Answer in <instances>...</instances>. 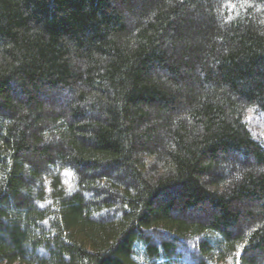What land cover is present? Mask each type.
I'll return each instance as SVG.
<instances>
[{"label":"trees","instance_id":"obj_1","mask_svg":"<svg viewBox=\"0 0 264 264\" xmlns=\"http://www.w3.org/2000/svg\"><path fill=\"white\" fill-rule=\"evenodd\" d=\"M0 264H264V0H0Z\"/></svg>","mask_w":264,"mask_h":264},{"label":"rangeland","instance_id":"obj_2","mask_svg":"<svg viewBox=\"0 0 264 264\" xmlns=\"http://www.w3.org/2000/svg\"><path fill=\"white\" fill-rule=\"evenodd\" d=\"M192 245L191 244H188L187 246H185L182 250L184 251L185 254H187L186 256H188L189 254V251L191 250L190 247Z\"/></svg>","mask_w":264,"mask_h":264}]
</instances>
